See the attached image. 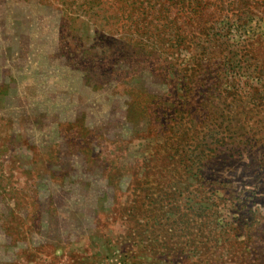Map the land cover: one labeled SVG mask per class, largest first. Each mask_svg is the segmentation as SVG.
Returning a JSON list of instances; mask_svg holds the SVG:
<instances>
[{"label": "rangeland", "instance_id": "rangeland-1", "mask_svg": "<svg viewBox=\"0 0 264 264\" xmlns=\"http://www.w3.org/2000/svg\"><path fill=\"white\" fill-rule=\"evenodd\" d=\"M0 264H264V0H0Z\"/></svg>", "mask_w": 264, "mask_h": 264}]
</instances>
